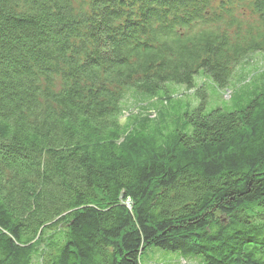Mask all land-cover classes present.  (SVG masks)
Wrapping results in <instances>:
<instances>
[{
	"label": "trees",
	"instance_id": "16d2710c",
	"mask_svg": "<svg viewBox=\"0 0 264 264\" xmlns=\"http://www.w3.org/2000/svg\"><path fill=\"white\" fill-rule=\"evenodd\" d=\"M254 53L264 0H0V264H264V77L171 126L122 106Z\"/></svg>",
	"mask_w": 264,
	"mask_h": 264
},
{
	"label": "rangeland",
	"instance_id": "374dc122",
	"mask_svg": "<svg viewBox=\"0 0 264 264\" xmlns=\"http://www.w3.org/2000/svg\"><path fill=\"white\" fill-rule=\"evenodd\" d=\"M248 61L236 67L225 89L216 88L202 75L194 79V89L187 91L183 86L168 85L167 105L161 106L163 93L158 94V100H142L126 93L122 102L124 118L130 114L144 116L149 111L151 118L156 119L165 114L169 126L173 125L185 111L192 109L201 101L196 92H200L205 99L206 111L220 108L226 111L238 109L251 97L253 92L261 86L264 76V55L254 53L249 55ZM231 98L229 99V97ZM165 97V96H164ZM162 102V101H161ZM124 118L120 120L124 123ZM140 264H201L198 257H190L182 253L161 251L148 248L140 257Z\"/></svg>",
	"mask_w": 264,
	"mask_h": 264
}]
</instances>
